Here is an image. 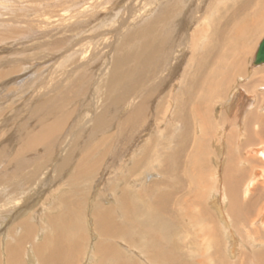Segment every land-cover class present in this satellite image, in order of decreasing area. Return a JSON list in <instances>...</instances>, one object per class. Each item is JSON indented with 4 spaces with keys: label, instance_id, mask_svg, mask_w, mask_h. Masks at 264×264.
I'll use <instances>...</instances> for the list:
<instances>
[{
    "label": "rangeland",
    "instance_id": "obj_1",
    "mask_svg": "<svg viewBox=\"0 0 264 264\" xmlns=\"http://www.w3.org/2000/svg\"><path fill=\"white\" fill-rule=\"evenodd\" d=\"M168 1L0 0V194H3L0 196V221L5 217L1 214L5 212L4 210L10 211L16 207L28 208L27 210L35 215H39L37 213L41 211L54 215L65 210L62 202L65 198L76 197L71 192L78 183L74 178H70L72 171L68 173L69 164L77 155L89 148L97 150L94 155L95 158L101 157V166L99 165L96 169L91 182L81 183L82 190L79 191V195L88 192L85 196H92H89L92 204L100 201L108 202V199L112 201L113 194L107 190H113L116 179L120 177H126L123 180L125 183L129 179L128 181L132 183L129 188L135 187L137 191H144L145 185L165 178L163 169L167 166L165 163H168V156L174 157L172 165L179 164L177 137H186L187 141L190 140V144L183 154L185 163H187L188 154L197 147L195 139L208 142L206 153H200V159L197 162V166L200 163L204 166L201 173L209 176V189L211 188L212 192L207 190L208 193L205 191L204 193L207 196L210 193L212 197L213 190H216L223 199H227L225 209L230 215L231 226L234 225L232 230L238 242L234 257L229 254V247L232 248L231 245L227 247L229 242H223L224 247L220 249V254L222 252L225 254V256L221 255L224 256L222 259L225 262L222 263L220 257L216 255L218 246L214 243L213 249L210 247V251L206 250L204 244L207 243L201 241L195 234L199 232L198 226L194 232H186L189 235L188 238H185L183 234L176 237L179 242L177 244L180 246L178 252L181 264H213L216 260L218 264H264V181L259 183L257 188L253 187V190L246 188L248 182L255 177V171L264 167L261 157H253L249 150H246L251 145L261 143L258 137L264 132V64H253L258 46L264 38V26L259 29L252 47L238 60L237 65L243 69V72H235L232 77L233 73L230 69L232 74L228 79L225 78L226 81H220L218 85L213 84L216 86L213 91L215 95L202 106L203 113L206 111L210 116L208 121H211V129L207 127L203 130L204 132L197 131L200 122L193 117L192 109L196 99H200L194 98L188 103L187 109L191 128L184 129L187 132L184 133L182 132L184 124L174 119L178 105L170 96L171 90L174 91L177 87L172 94L176 96L181 89L182 77L178 74L167 85L164 82L162 89H158V86L162 79H168V70L173 62V60L169 61V58L173 54L175 56L179 54L180 59L177 60L180 62L179 68L183 65V69L193 72L196 60H189L193 51V48L189 46V37L193 38V35L206 25L204 22L206 19L202 18L187 26L186 21L183 20L186 18L185 14L183 18L182 15L177 17L173 24V18H169L167 22L165 20L159 22L162 15L168 17L172 15V13H166L170 11L168 6L166 9L161 7ZM183 1L186 0L173 5L175 8L182 6ZM196 1L186 10L190 19L197 9ZM201 1L203 0H199ZM204 1L208 6L207 4H215L220 0ZM157 12L164 13L156 16ZM197 16L206 17L211 21L208 11L205 13L202 10ZM155 22L162 26V37L159 40H155L153 35L147 36L142 32L146 29V25L154 30ZM164 22L166 25H163ZM179 23H182L183 29L187 30L185 39L183 34L180 35ZM146 36L149 39L148 45L139 61L137 55L140 52L133 49L138 43L141 47ZM126 42L127 46L128 42L133 44L132 50L136 52L133 58H130L132 51L129 46L121 48ZM156 45H162V49H167V56L161 55L164 63L160 65L156 64L157 60L154 56L157 50ZM119 57L123 58L121 65L118 64ZM187 59L192 64L190 68L189 63L186 62ZM156 65L159 66L158 70ZM137 66L139 67L135 70L136 73L134 71V74H129L131 68ZM115 68L119 70V73L115 72ZM125 68L130 69L126 71ZM116 74L120 75L118 78L120 83L112 82ZM130 79H132L130 82H124ZM118 92L121 93H119L120 100L123 96L129 97L130 100L134 98V105L125 111L117 109L113 112L114 99ZM159 104L163 105L162 109L157 107ZM51 118H64L63 129L45 143L18 154L20 149L25 148L22 142L29 138L32 131L39 130L40 123ZM173 124L179 129L172 127ZM172 133L171 136L174 138L169 140ZM103 135L107 136L108 140L98 149V141ZM150 137L158 138L161 144L153 142ZM254 141L255 143H251ZM222 151L225 152L224 155H220ZM145 153L148 154L146 166L152 168L150 170L144 163L139 164V161L134 160V157L142 160V157L146 156ZM102 154L104 155L101 156ZM204 160L206 165L203 164ZM64 165L68 167L62 169ZM134 165H137L141 171L135 176H133ZM228 166L234 175L232 176V172L229 176H224L222 173L221 178L214 180L213 173L216 169L223 172ZM183 169L182 166L178 175L184 178L178 175L172 176L171 181L174 187L168 189L180 200L189 198L188 192L197 190L198 193L200 191L202 193L203 189L200 186L203 185L201 176L196 175L199 182L197 179L195 182L197 184L192 183V179H188L182 172ZM238 170L241 173L236 175ZM140 175L144 177L139 183ZM262 176L257 179V182L263 178ZM135 178L139 181L137 180L134 184ZM151 189L159 192L160 187L154 186ZM250 194L255 197V204H252L251 213H248L245 218L243 212L245 202L253 197ZM102 195L108 196L107 200H103ZM25 196L30 197L25 200ZM176 197L170 208L184 213L185 219L181 224L188 227L192 224L193 215L197 213L189 212L188 205L186 209H183L184 205L175 202ZM211 199L207 201L210 210ZM8 200L9 204L3 210L1 206L6 205ZM95 209L98 210L97 205ZM114 209L119 210L116 207ZM177 210L172 211L174 217L177 215ZM16 212L12 211L10 218L4 219V225L0 224V231L11 225L10 219ZM22 219L24 218H19V221ZM220 227H218L220 235L228 240L226 231L222 232L223 226ZM86 231L88 238L84 240L85 253L80 255L77 264L88 262L86 258L91 251L89 245L95 244L93 232ZM136 238V236L133 237V239ZM146 238L148 239V236ZM115 240H117L118 250L126 256L127 264H133V262L154 264L149 260L146 251L141 250L140 244L134 247V244L129 241L120 240L121 243H118L119 239ZM204 250L206 255L209 251L208 257L213 259H202ZM212 260L215 261L212 263ZM91 261V264H97V258ZM26 264H29L28 260Z\"/></svg>",
    "mask_w": 264,
    "mask_h": 264
},
{
    "label": "bare ground",
    "instance_id": "obj_2",
    "mask_svg": "<svg viewBox=\"0 0 264 264\" xmlns=\"http://www.w3.org/2000/svg\"><path fill=\"white\" fill-rule=\"evenodd\" d=\"M195 1L194 0L183 1L182 6H177L175 8L174 5H178L182 3V0H169L166 4H163L161 7L163 9H166L168 6L170 11L166 13H172V15L171 17H168L167 15L165 16L162 15V18L159 21L162 22L163 20H165L167 22L169 18H173L172 21L173 24L177 17L182 15L183 18V15L186 14V18L183 20L186 21L187 23L185 25L189 26L188 24H191L194 21L201 20L202 18L206 19V21H204L206 25L203 26L201 29H199L197 33L193 35V38L189 37L190 40L189 46L190 48H193L189 60L192 61L196 60L193 72H190L191 70L188 71L183 69L182 67L183 65H181V68H179L178 64L180 62L177 61L178 59H180L179 54L176 56L175 54H173V56L169 58V61L173 60V62L170 64V68L168 70L169 71L168 79L166 78L162 79V82L158 86V89L164 88L163 84L166 83L167 85L168 83H170V81L173 80V77H175L178 74H180V76L182 77L183 80H182L181 89L177 92L176 96H173L172 94L177 89V87L174 89V91L171 90L172 94H170V96L175 101L174 103L178 105V109L175 111L174 114V116L176 115L174 119L176 118V120L178 119L184 124V127L182 128L183 129L182 132L184 133H187L185 132L184 129L191 128L190 116L189 114L187 115V109H188V103L193 101L194 98L200 99V100L196 99V102L195 104H193V109H192L193 117L197 118V120L200 122V126H199L200 130L197 128V131L198 132L203 131L207 127L211 129L210 127L212 125L211 121L210 120L208 121L210 116L207 114L206 111L203 113L202 106L207 102V100L211 96L215 95L213 91L216 89V86H213V84L217 83L218 85L220 81H224V80L226 81V79H228L232 73H233L232 74L233 77L235 72L237 73L243 72V69H240L239 65H237L238 60H240L243 54L252 47V44L257 38V33L259 32V29L264 26V0H220L219 2L217 1V3L215 4L209 3L207 4L208 6L205 5L206 1L203 0L199 2L198 0V2L196 1L197 9L195 13H192V17L190 19L189 13L186 12V10L187 7L195 4ZM203 6L206 7H204V9H201V7ZM202 10L205 11V13L206 11L210 13L209 19H211V21H209L206 17H201L202 15L199 17L197 16L198 12L201 13ZM164 12H157L156 16H159L161 13ZM154 25H155L154 30L152 27L146 25V29H143L142 32L147 36L153 35L155 40L156 39L159 40L162 37V26H160V24H158L157 22H155ZM163 25H166L165 22L163 23ZM179 27L181 32L180 35L183 34L184 37L183 39H185L187 36L186 34L187 30L183 29L182 23H179ZM150 30L153 32H151ZM147 36L141 47L138 46L139 45L138 43L137 45L138 47L136 46L133 49L140 52L137 55L139 61L142 54L146 52L145 49L148 45V40H149L147 39ZM174 37L176 38V36ZM128 43H129L128 45L129 49L132 51L130 53L132 57L130 58H133L136 55L135 54L136 52L134 53L132 50L133 44H131V42ZM128 46L126 42L121 48L124 47L128 48ZM156 46L155 48L157 50L154 56L157 60L156 64L160 65L164 63V59L161 58V55L167 56L166 55L167 49L166 50L162 49V45L157 46L158 48ZM155 48L152 49L154 50ZM196 50L198 51V53H194ZM122 60L123 58L119 57L118 64L121 65ZM189 60L186 62L189 63V68H190L192 67V64L189 62ZM123 63L125 62L123 61ZM123 66H126V64L125 65L123 64ZM138 67L139 66H137L136 68H131L129 74L132 73L134 74V71ZM156 68L158 70L159 66L156 65ZM121 69L122 66L120 67V70ZM129 69L130 68H125L126 71H128ZM230 69L232 73H230ZM180 71L182 72L180 73ZM115 72L119 73V70L115 68ZM118 78H120V75L116 74L112 82H118L119 81ZM131 80L132 79L128 81L124 80V82L125 83L130 82ZM119 93L120 92H118L116 96L114 94L115 99L113 98L114 99L113 107L115 109L113 110V112H115L117 109L120 111L122 110L125 111L126 109L134 105V100H135L134 98H131L130 100L129 97L123 96V98L120 100L121 95L119 96ZM162 104H159L157 107L162 109L163 108ZM64 121H65L64 118H51V120L41 122L40 125L38 126L39 130L35 129L34 131H32V133L29 135V138L22 142V144L25 145V148L22 150L20 149L18 154L25 152L26 149H34L37 146L45 143L47 140L51 139L57 132L63 129ZM172 127H174L175 129H179L175 124H173ZM260 132L261 131H259V133ZM174 133H176V131H174ZM260 134L262 135L258 137V139L260 140L261 143H258L255 146L251 145L246 150L247 151L249 150L251 156L261 157L262 158L261 160L264 161V132ZM171 135H173V133L170 134V136ZM255 137L257 138V134L255 135ZM255 137L254 140L256 141ZM150 138H152L153 142L159 143V145L161 144V141L157 140L158 138L157 139L153 137ZM173 138L174 136H171L169 140H172ZM107 140L108 138L105 135L100 137V140L98 141L99 142L98 149L103 145V142L105 141L107 142ZM255 141L251 143H255ZM195 142L197 147L194 148V151L191 154H188L187 163H185L183 159V154L185 153V150H187V147L190 144V140L187 141L186 137L183 138L177 137L176 145L179 148V149L177 148L178 159H180L179 164L176 166L172 165L171 162L174 157H172V155L168 156L167 158L168 163H165L167 166L165 167V169H163V174L165 175V178L164 179L159 178L160 181L157 179V181H154L153 183H149L147 185H145V183L143 182V184L145 185L144 191H137L135 187L129 188L130 185L132 186V183L128 181L129 179L126 180L127 183H125L123 180L126 177L124 178L120 177L116 179L113 190H107L108 192H111L113 194V196H111L113 198L112 201L108 199L109 203L106 201H100L92 204V202H90L91 199L89 200V198L92 196L91 195L85 196V194H87L88 192L80 194L82 196L79 195V191L82 190L80 186L81 183L85 181L91 182V180H93V175L96 169L99 167L101 163V157L98 156L97 158H95L94 155L96 153L95 151L97 150L91 148L84 150L80 155H77L70 162V164L68 163L70 167L68 173L72 171V176L70 178H74V180H77L78 183L71 192L76 197H72V199L71 197L65 198L62 202V204L65 205L66 208L65 210L58 212L54 215H49L50 212L46 214L45 211L44 212L41 211L43 213L38 212L37 214L39 215H35L34 213H31L30 210H27L28 208L25 207L21 209L16 207L11 209L10 211L4 210L3 208H5L9 204V200L7 201L6 205L4 204L1 206V208L5 211L1 213L2 215H5L3 220L0 221L1 225H4L3 223L5 222L6 219H8V217L10 218L12 211L15 212L17 211V212L14 213V215L11 217L12 219H10L12 220L11 225L6 226V228L2 229L3 231H0V264H26V260H28L29 264H77L78 261L80 260L79 258L80 255L82 253H85L84 245L86 244V242L84 240L88 238V234L86 230L88 231L91 230L90 232H93L94 234L93 237H95L94 239L95 244L89 245V250H91L92 252L87 249L89 251V255H87L88 257L86 258L88 262L85 264H91L92 262L91 260H94L96 258H97V264H127L125 258L126 256H123L121 251L118 250L116 245L117 240L115 239H119L118 243H121L120 240L129 241L130 243L134 244V247L135 245L140 244V247L142 248L141 250L146 251L149 260L154 264H181L180 255L178 252L180 250V246L178 245L179 242L176 240V237L179 236L180 234H183L185 238H188L189 235L186 232L192 233L194 232L195 228H197L198 226H199L198 227L199 232H196L195 234L199 236L201 241L207 243L204 244L206 250L208 249L210 251V247H212V245L215 243V245L218 246L216 247L217 248L216 255H218L220 258L218 256H215V254L214 256L218 257L221 260L220 262L224 263L225 261L222 258L225 256V254H223L222 252L224 256H221L222 254H220V249L222 250V247H224L223 242L227 241L229 242L227 247H229V245H231L232 247V248L229 247L228 250L229 254H231L234 257L235 253H237L238 240L236 239L235 236L236 234L234 233V230H232V226L234 225L231 226L230 215L227 214V210L225 209V204H226L225 202L227 199L226 200L223 199L219 191L216 190H213L214 194L212 195V197L210 196V193L208 196L207 194L204 193V191L207 192V190L208 192H212L210 191L211 188L209 189L210 187L209 176L203 175L201 173V169H203L204 167L202 163H200V165L197 166V162L200 159L199 154L206 153L208 149V142L206 143L196 139ZM222 154L224 155L225 152L222 151L220 155ZM103 155L104 154H102L101 156ZM147 155L148 154H146L145 157H142V160H139L138 158L135 157L134 160H137V162L139 161V164L144 163L146 166ZM203 164L206 165L205 160L203 161ZM66 165L62 166L61 168L62 169L67 168L68 166ZM182 166L184 168L182 172L184 173L185 176H187L188 179L190 180L192 179V183L197 182L198 178L196 179V175L199 177L201 176L200 180H202L201 184L203 185L200 184L198 185L202 186L203 189H202V193L200 190L199 193L197 190H195V192L193 191L188 192L189 191L188 189L187 192L190 195L189 198L180 200L177 199V197L173 194V192L171 191L169 192L168 189L170 187H174L171 178L172 176L174 177L175 175L176 176L178 175V171L182 169ZM220 166L222 167V165ZM133 168H134V172L132 171L134 174L133 176L138 175V172L140 170L137 167V165H134ZM147 169L150 170L152 168L147 167ZM243 170L245 171V169ZM231 172L233 176L234 172L231 169H229V166L226 167L223 172H220L217 168L216 171L213 173L214 176L213 178L214 180H216V178L218 180V177H220V175L222 176V173L224 174V176L225 175L229 176ZM239 173L241 172L238 170L236 172V175H238ZM255 173H256L255 177L248 182L246 186L247 189H252L253 187L257 188V185L264 181V167L261 170L260 169L256 170ZM140 176H141L139 177L140 181L135 178L136 180L132 182L135 184L138 180L140 183L141 180H143L142 177H144V175H140ZM178 176L184 178L181 175ZM261 176L263 178L257 182V179L261 178ZM126 184L129 185L127 186ZM153 185L155 187H160L159 192H155V190L151 189L152 187H154ZM60 192H63V190H60ZM250 195L253 196L252 194ZM0 196H3V194H0ZM30 196L28 197L25 196L26 197L25 200H27V198H29ZM108 196H110V194H108ZM107 197L103 196L104 198L103 200H107ZM175 197H176L175 202L184 205L183 209H186V206L188 205V208H190L188 210L189 212L194 211L195 213H197V214L193 213L194 218L192 217L191 219L192 224H190L188 227H185L184 225L181 224L185 219L183 216L184 213L182 214L181 211H178L177 209H175L177 210L176 213L177 215L175 217L172 213L173 210H171L170 207ZM210 198H212L211 199L212 204H210V207L212 206L211 210L209 209L208 206L209 204H207V201ZM245 203L246 204L244 206L243 212L245 214L244 217L246 218L248 213H251L252 204L253 203L255 204V197L253 196L251 200ZM96 205L98 206V210L95 209ZM84 206L85 208H83ZM114 207L118 208L119 210L117 209L115 210ZM213 207L214 209L212 210ZM235 207L236 206L234 204V208ZM175 210L173 212H175ZM6 214H9V216H6ZM22 217L24 219H22V221H19V218ZM263 217H264V212H263ZM149 223L153 225L150 224L149 226L144 227ZM220 225L223 226L222 232L226 231L228 240H225L224 238H222V235H220L221 232H219L220 230L218 231V227H220ZM84 228L86 230H84ZM223 234L225 236V232ZM134 236H136L137 238L133 239ZM146 236H148V239L146 238ZM254 240L255 239H253V241ZM209 251H207V253L210 254ZM204 252L205 250L203 251V253ZM126 253L133 254L131 252H126ZM203 253H202L203 258L201 257L202 259H210V260L211 258L213 259V257L211 258L208 257L209 254L206 255L205 254L206 252L204 254ZM212 253H214L213 250ZM214 261L212 260V263ZM216 261L213 264H218V262ZM133 264H138V262H133Z\"/></svg>",
    "mask_w": 264,
    "mask_h": 264
},
{
    "label": "water",
    "instance_id": "obj_3",
    "mask_svg": "<svg viewBox=\"0 0 264 264\" xmlns=\"http://www.w3.org/2000/svg\"><path fill=\"white\" fill-rule=\"evenodd\" d=\"M254 65H262L264 64V38L260 42L257 52L255 54V58L253 61Z\"/></svg>",
    "mask_w": 264,
    "mask_h": 264
},
{
    "label": "crops",
    "instance_id": "obj_4",
    "mask_svg": "<svg viewBox=\"0 0 264 264\" xmlns=\"http://www.w3.org/2000/svg\"><path fill=\"white\" fill-rule=\"evenodd\" d=\"M259 142V141H258Z\"/></svg>",
    "mask_w": 264,
    "mask_h": 264
}]
</instances>
